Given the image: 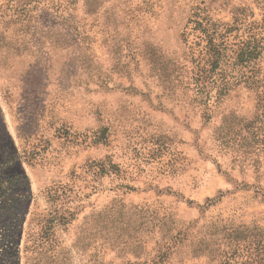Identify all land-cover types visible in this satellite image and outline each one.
<instances>
[{
  "label": "rangeland",
  "instance_id": "obj_1",
  "mask_svg": "<svg viewBox=\"0 0 264 264\" xmlns=\"http://www.w3.org/2000/svg\"><path fill=\"white\" fill-rule=\"evenodd\" d=\"M0 264H264V0H0Z\"/></svg>",
  "mask_w": 264,
  "mask_h": 264
}]
</instances>
